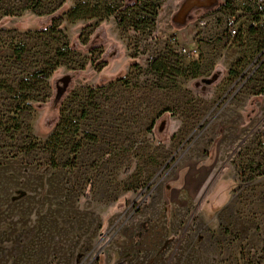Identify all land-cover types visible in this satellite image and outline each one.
<instances>
[{"label": "rangeland", "instance_id": "1", "mask_svg": "<svg viewBox=\"0 0 264 264\" xmlns=\"http://www.w3.org/2000/svg\"><path fill=\"white\" fill-rule=\"evenodd\" d=\"M0 264H264V26L231 0H0Z\"/></svg>", "mask_w": 264, "mask_h": 264}, {"label": "built area", "instance_id": "2", "mask_svg": "<svg viewBox=\"0 0 264 264\" xmlns=\"http://www.w3.org/2000/svg\"><path fill=\"white\" fill-rule=\"evenodd\" d=\"M238 9H242L245 14L251 17L252 23L256 22L264 26V0H231ZM235 20L227 21V29L231 35L237 33V28L235 26ZM198 25L204 27L206 25V20H200ZM179 52L182 55H190L191 50L188 46L181 44L178 47ZM195 51V50H193Z\"/></svg>", "mask_w": 264, "mask_h": 264}, {"label": "trees", "instance_id": "3", "mask_svg": "<svg viewBox=\"0 0 264 264\" xmlns=\"http://www.w3.org/2000/svg\"><path fill=\"white\" fill-rule=\"evenodd\" d=\"M229 3L226 2V3H224V5H227ZM135 5H136V3H135ZM105 11H106L107 15H112L113 14L114 18L116 19V22H118V24H122L123 23L124 18L122 16H120V13H121L120 11H123V10H120L117 7L114 8V9L109 7V8H106ZM149 13L153 14V15H156V13L152 12V11H150ZM70 16L72 18H74V19H82V18H86V17H93L95 15L90 13V11L87 10L86 8H83L82 5H77L76 7H74L73 9L70 10ZM230 72H232V71H230ZM34 76L36 78H39V79H44V78L47 77V75L44 72H36L34 74ZM52 165L56 166L57 164L55 163V161L52 160Z\"/></svg>", "mask_w": 264, "mask_h": 264}, {"label": "water", "instance_id": "4", "mask_svg": "<svg viewBox=\"0 0 264 264\" xmlns=\"http://www.w3.org/2000/svg\"><path fill=\"white\" fill-rule=\"evenodd\" d=\"M207 83H210V82H212L213 80H205Z\"/></svg>", "mask_w": 264, "mask_h": 264}]
</instances>
